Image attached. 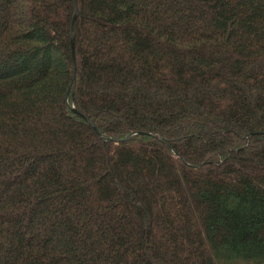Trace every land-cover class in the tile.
Masks as SVG:
<instances>
[{
  "label": "trees",
  "instance_id": "obj_1",
  "mask_svg": "<svg viewBox=\"0 0 264 264\" xmlns=\"http://www.w3.org/2000/svg\"><path fill=\"white\" fill-rule=\"evenodd\" d=\"M0 264H264V0H0Z\"/></svg>",
  "mask_w": 264,
  "mask_h": 264
},
{
  "label": "water",
  "instance_id": "obj_2",
  "mask_svg": "<svg viewBox=\"0 0 264 264\" xmlns=\"http://www.w3.org/2000/svg\"><path fill=\"white\" fill-rule=\"evenodd\" d=\"M77 15V11H76V2H75V10H74V13H73V16H72V20H71V24H70V41H71V50L73 51V40H72V26H73V23H74V20H75V17ZM74 77V76H73ZM65 99H67V94L65 96ZM73 109V108H72ZM74 110V109H73ZM132 133H128L126 136H125V139H128L130 137Z\"/></svg>",
  "mask_w": 264,
  "mask_h": 264
}]
</instances>
